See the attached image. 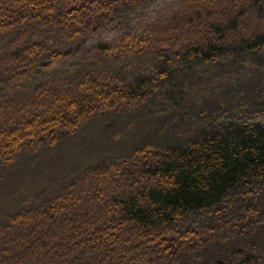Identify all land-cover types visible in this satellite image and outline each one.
I'll return each mask as SVG.
<instances>
[{
    "label": "trees",
    "instance_id": "16d2710c",
    "mask_svg": "<svg viewBox=\"0 0 264 264\" xmlns=\"http://www.w3.org/2000/svg\"><path fill=\"white\" fill-rule=\"evenodd\" d=\"M155 0H0V88ZM0 264H264V0H185L0 94Z\"/></svg>",
    "mask_w": 264,
    "mask_h": 264
},
{
    "label": "rangeland",
    "instance_id": "374dc122",
    "mask_svg": "<svg viewBox=\"0 0 264 264\" xmlns=\"http://www.w3.org/2000/svg\"><path fill=\"white\" fill-rule=\"evenodd\" d=\"M185 0H155L139 9H129L122 16L92 35L68 58L60 60L43 73L37 81H19L7 88H0V94L33 89L48 82L55 75L62 74L72 66L81 63L98 45L113 41L117 38L137 34L143 27L160 23L173 14Z\"/></svg>",
    "mask_w": 264,
    "mask_h": 264
}]
</instances>
